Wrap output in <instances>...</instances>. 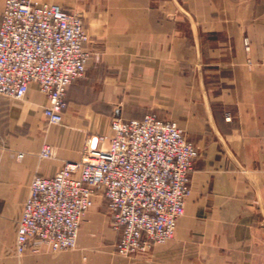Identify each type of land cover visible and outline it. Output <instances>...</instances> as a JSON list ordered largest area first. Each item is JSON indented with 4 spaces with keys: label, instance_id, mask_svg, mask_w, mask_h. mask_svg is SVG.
<instances>
[{
    "label": "crops",
    "instance_id": "1",
    "mask_svg": "<svg viewBox=\"0 0 264 264\" xmlns=\"http://www.w3.org/2000/svg\"><path fill=\"white\" fill-rule=\"evenodd\" d=\"M40 1L82 17L89 58L61 123L44 115L35 82L22 100L0 94V264H83L76 249L16 251L30 180L80 160L115 117L148 113L176 121L198 148L191 192L173 239L113 264H264V0ZM46 144L54 156L40 155ZM96 212H109L101 194L82 248Z\"/></svg>",
    "mask_w": 264,
    "mask_h": 264
},
{
    "label": "built area",
    "instance_id": "2",
    "mask_svg": "<svg viewBox=\"0 0 264 264\" xmlns=\"http://www.w3.org/2000/svg\"><path fill=\"white\" fill-rule=\"evenodd\" d=\"M88 39L77 12L40 0H5L0 20V94L22 100L35 82L47 99L48 121L63 122L68 88L86 72ZM54 154L51 144L40 152L44 158ZM198 154L174 120L154 113L115 117L109 133L87 137L80 160L67 161L53 176L31 178L16 251L22 254L41 245L53 251L75 249L82 221L98 194L107 202L120 255L169 242L185 212Z\"/></svg>",
    "mask_w": 264,
    "mask_h": 264
},
{
    "label": "rangeland",
    "instance_id": "3",
    "mask_svg": "<svg viewBox=\"0 0 264 264\" xmlns=\"http://www.w3.org/2000/svg\"><path fill=\"white\" fill-rule=\"evenodd\" d=\"M96 213L92 214V218L97 222V226L95 229H91L89 237L85 240L86 247L82 248L77 244L75 249L81 252L83 264H113L118 258V255H120L115 246L118 240V235L111 236L108 234L109 232H112L111 225L108 224V227H104V220L106 217H109L108 219L110 221V212H108L109 214H106L108 216L105 214V216H100L99 212Z\"/></svg>",
    "mask_w": 264,
    "mask_h": 264
}]
</instances>
